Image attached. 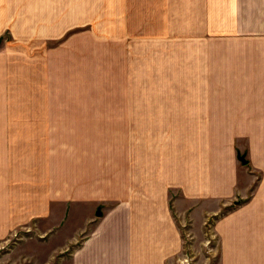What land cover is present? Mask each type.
Wrapping results in <instances>:
<instances>
[{
	"label": "crops",
	"instance_id": "1",
	"mask_svg": "<svg viewBox=\"0 0 264 264\" xmlns=\"http://www.w3.org/2000/svg\"><path fill=\"white\" fill-rule=\"evenodd\" d=\"M51 2L0 0V35L43 46L103 7L105 31L36 49L42 94L10 95L0 53V239L25 225L70 264H168L184 223L195 255L211 231L218 264H264V0ZM102 40L112 94L50 95L51 69L95 81Z\"/></svg>",
	"mask_w": 264,
	"mask_h": 264
},
{
	"label": "rangeland",
	"instance_id": "2",
	"mask_svg": "<svg viewBox=\"0 0 264 264\" xmlns=\"http://www.w3.org/2000/svg\"><path fill=\"white\" fill-rule=\"evenodd\" d=\"M62 2V0H61ZM66 11H70L73 7V0H66ZM101 3L99 2V5ZM104 6V1L102 3ZM57 6V0H52L51 8ZM104 10L99 9L98 23L97 24H86L81 26H74L73 23H67L65 34L60 39H50L44 42V45L40 41H25L17 40L10 37L9 30L5 31L0 35V53L5 52L8 54L9 61V77L10 84L9 94L10 95H26L30 94H42L43 89H37V84L40 81L41 74L37 68H29L26 66V62H32L35 59V63H38V57L36 49H42L43 53H50V58L53 62V58H56V53L53 52V48H56L59 43L67 42L69 38L76 32H83L91 30L94 26L99 31V36L104 33ZM53 25V24H51ZM92 25V26H91ZM53 32H50L51 35ZM104 37V35H103ZM102 37V38H103ZM28 43V44H27ZM29 45V52L32 56H27L25 49ZM73 45V44H72ZM14 46V47H13ZM98 74L94 77L89 76L80 78L79 73L74 72L73 65H67V71L58 72V70H50L49 89L50 95H72V94H98L106 95L112 94V90L107 89V77L105 71V42L104 40L98 43ZM49 51V52H48ZM54 53V54H53ZM70 61H73V57H66ZM27 67V69H26ZM64 71V70H63ZM78 74V75H77ZM44 85L47 86L46 76L44 75ZM43 82V81H42ZM34 84V87L33 85ZM92 84V85H91ZM91 85V88L89 87ZM42 90V91H41ZM44 90H47L44 88ZM40 91V92H38ZM213 219L209 221L208 228L213 224ZM182 224V223H181ZM211 224V225H210ZM186 224H182L183 235L187 238L185 240V246L179 256H177L173 262L168 264H218V240L215 238L211 231L207 232L205 244L202 253L198 256L194 254L193 247L189 242V236L191 232H185ZM31 230L27 229L25 225H20L15 228L8 237L0 239V264H70V255L68 252L63 254H54V248L45 238H32ZM186 233V234H185ZM211 234V235H210ZM189 235V236H188ZM191 237V236H190ZM190 246H189V243ZM209 243V244H208ZM72 250V249H71ZM188 258V262L185 260Z\"/></svg>",
	"mask_w": 264,
	"mask_h": 264
},
{
	"label": "built area",
	"instance_id": "3",
	"mask_svg": "<svg viewBox=\"0 0 264 264\" xmlns=\"http://www.w3.org/2000/svg\"><path fill=\"white\" fill-rule=\"evenodd\" d=\"M209 244V243H208ZM188 262V258L185 259Z\"/></svg>",
	"mask_w": 264,
	"mask_h": 264
}]
</instances>
